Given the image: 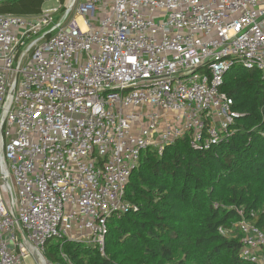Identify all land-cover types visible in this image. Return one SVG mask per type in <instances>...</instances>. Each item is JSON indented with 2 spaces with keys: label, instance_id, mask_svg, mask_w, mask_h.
<instances>
[{
  "label": "built area",
  "instance_id": "1",
  "mask_svg": "<svg viewBox=\"0 0 264 264\" xmlns=\"http://www.w3.org/2000/svg\"><path fill=\"white\" fill-rule=\"evenodd\" d=\"M57 3L0 14V264H75L66 242L104 255L110 219L137 211L143 154L227 142L241 114L226 75L264 79V0ZM239 214L241 258L264 264V233Z\"/></svg>",
  "mask_w": 264,
  "mask_h": 264
},
{
  "label": "trees",
  "instance_id": "2",
  "mask_svg": "<svg viewBox=\"0 0 264 264\" xmlns=\"http://www.w3.org/2000/svg\"><path fill=\"white\" fill-rule=\"evenodd\" d=\"M48 1L7 0L0 14L39 15ZM223 90L241 114L229 140L204 152L179 140L162 156L144 153L126 191L137 211L110 219L104 255L95 247L64 243L62 252L73 263L252 264L241 258L237 224L243 210L264 233V79L236 66ZM47 247L48 257L59 261V244ZM128 254L134 262L124 259Z\"/></svg>",
  "mask_w": 264,
  "mask_h": 264
},
{
  "label": "rangeland",
  "instance_id": "3",
  "mask_svg": "<svg viewBox=\"0 0 264 264\" xmlns=\"http://www.w3.org/2000/svg\"><path fill=\"white\" fill-rule=\"evenodd\" d=\"M58 6V3H57V0H51V1H48L44 4L43 6V11H48V10H51V9H54ZM52 242H55V241H52ZM51 242V244H52ZM49 251V250H48ZM124 259H127L128 262H134V259L131 258V254H128V255H125L124 256ZM28 264H33L32 260L29 259L28 260Z\"/></svg>",
  "mask_w": 264,
  "mask_h": 264
},
{
  "label": "water",
  "instance_id": "4",
  "mask_svg": "<svg viewBox=\"0 0 264 264\" xmlns=\"http://www.w3.org/2000/svg\"><path fill=\"white\" fill-rule=\"evenodd\" d=\"M4 1H7V0H0V3L4 2Z\"/></svg>",
  "mask_w": 264,
  "mask_h": 264
}]
</instances>
